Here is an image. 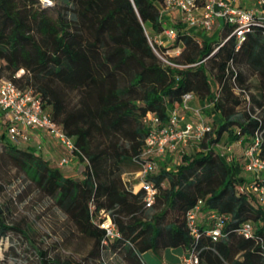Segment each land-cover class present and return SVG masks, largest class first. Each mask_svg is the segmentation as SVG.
Instances as JSON below:
<instances>
[{
	"label": "trees",
	"instance_id": "obj_1",
	"mask_svg": "<svg viewBox=\"0 0 264 264\" xmlns=\"http://www.w3.org/2000/svg\"><path fill=\"white\" fill-rule=\"evenodd\" d=\"M39 1L0 0V77L6 71L17 87L40 95L51 119L73 138L84 178L64 176L11 141L1 143L0 167H12L40 196L53 200L92 241L96 257L149 264L144 252L181 247L185 255L197 256V264H264V208L237 191L250 179L237 178L243 160L228 164L215 150L224 135L244 148L259 134L257 152L264 158L262 28L252 24L239 45L230 36L234 26L225 23L218 40L178 31L174 46H181L180 52L169 57L168 47L153 42L163 29L158 7L163 0H56L50 7ZM155 50L175 65L163 62ZM251 76L254 93L248 88ZM186 93L207 101L200 108L213 112L207 121L211 130L190 144L194 152L176 150L181 153L174 167L158 165L146 175L156 189L146 207L145 191H135L122 175L138 171L137 161L144 160V119L153 114L166 124ZM198 201L193 233L186 216ZM10 212L0 203V241L10 233L28 237L20 225L8 224ZM106 215L118 237L108 238L100 227ZM218 217L222 234L214 240L207 232ZM245 222L253 226L249 237L239 232ZM38 254V264H84L51 258L47 251ZM0 264H6L1 256Z\"/></svg>",
	"mask_w": 264,
	"mask_h": 264
},
{
	"label": "built area",
	"instance_id": "obj_2",
	"mask_svg": "<svg viewBox=\"0 0 264 264\" xmlns=\"http://www.w3.org/2000/svg\"><path fill=\"white\" fill-rule=\"evenodd\" d=\"M42 2L50 4V1L47 0H42ZM158 5L161 13L165 10L178 9L182 15L181 19L186 25L197 27L206 33H210L214 29L218 20L232 25L234 27L230 36L236 37L238 45L244 41L245 33L250 30L252 24L259 25L262 28V34H264V0H255V6L252 8L237 6L226 0H163ZM198 9H201L200 13L196 12ZM177 34L178 31L172 27H163L161 33L153 37V42L162 45V39L159 37L164 36L169 40H174ZM148 40L152 44L149 37ZM156 53L163 62L175 65L157 51ZM19 75L20 73H16L15 77ZM192 99V94L186 93L181 104L169 111L166 124H161L159 118L153 114L144 119L148 133L140 155L144 160L137 161L141 165L137 173L140 178L139 188L145 191L146 207L153 203L156 189L150 181L145 180V177L157 171L156 160L181 147L198 144L211 130V125L203 119L201 108L191 104ZM188 114L195 118L189 120ZM0 124L6 125L7 135L5 136L9 141H27L29 133L45 130L57 138L74 157H77L73 138L67 136L63 129L51 119L49 111L43 107L40 95L30 87L21 89L11 79L3 77H0ZM260 142L261 135L256 134L253 141L244 147L242 169L250 173L251 177L248 182L239 184L236 188L239 193L249 194L256 206L264 208V158H261L257 152ZM228 159L229 161L233 160L232 157ZM67 163L66 159L59 162L61 165ZM201 205L202 202L198 201L187 212V222L193 233L197 231L196 221ZM210 217H214V215ZM107 218L101 222L100 227L105 229L108 238L118 237L119 233L115 226L110 218ZM221 227L222 221L218 217L214 222L213 229L209 230L207 234L216 240L222 234ZM239 232L244 237H249L253 233V226L249 222H245ZM197 261V256L194 253L182 258V264H197Z\"/></svg>",
	"mask_w": 264,
	"mask_h": 264
},
{
	"label": "rangeland",
	"instance_id": "obj_3",
	"mask_svg": "<svg viewBox=\"0 0 264 264\" xmlns=\"http://www.w3.org/2000/svg\"><path fill=\"white\" fill-rule=\"evenodd\" d=\"M47 1H50V4H44L42 0L39 2L42 7H50L56 3V0ZM249 3L251 4L249 6L254 7L253 1ZM214 31L215 28L208 34L211 40L215 39ZM159 38L162 39L161 46L168 47L165 52L167 56L173 57L179 54L181 46H174V40H169L164 36ZM18 73L20 75L23 74V70H20ZM6 74L7 72L3 71L1 76L7 78ZM248 85V88L254 93L256 91L255 77H249ZM191 102L196 107H200L201 105L194 98ZM202 116L205 121L211 120L213 112L208 108L204 109ZM187 118L192 120L195 117L188 114ZM2 134L7 135V127L5 124H0V137ZM28 136L29 139L27 141L11 142L20 149L29 150L48 160L50 165L57 167L64 176L76 180L84 178V163L78 157H74L57 138H54L45 130H42L41 134L29 133ZM8 141L6 136H4V140L0 138V150L3 147L1 143H8ZM243 149L239 141H228L226 135L215 146V150L228 164L235 160L241 162L243 160ZM182 151L192 153L195 151V147L194 145H188ZM180 153L181 151L169 152L164 157L158 158L157 160L159 161L157 163L158 165L174 167L180 161ZM229 157H232L233 160L229 161ZM62 159H66L68 163L64 165L59 164ZM138 177V173L134 168L127 170L122 175V178L128 185L129 183L136 182ZM250 177V173L241 169V173L237 178L248 180ZM0 185L2 186L0 203L6 210L11 211L7 215V219L10 222L8 224L20 225L28 234V237H24L21 234L10 233L9 237L0 241V256L6 264H38V253L41 251H47L51 258H70L77 263L123 264L119 259L109 254H103L100 257L92 255V241L82 236L74 228L64 213L54 206L53 200L40 196L33 186L29 187L24 176L16 172L12 167H0ZM103 216L104 214H101V217ZM107 219L106 215L105 220ZM21 221L24 223H11ZM93 221L99 223L97 218H94ZM27 226L30 227V230L26 229ZM147 257H152L157 264H163L161 256L155 255L151 251L146 255ZM183 257H181L180 264H182Z\"/></svg>",
	"mask_w": 264,
	"mask_h": 264
},
{
	"label": "crops",
	"instance_id": "obj_4",
	"mask_svg": "<svg viewBox=\"0 0 264 264\" xmlns=\"http://www.w3.org/2000/svg\"><path fill=\"white\" fill-rule=\"evenodd\" d=\"M226 1L232 2L234 5H237V6H243V7H248V8H252L251 6H249V5H251L249 2L253 1V4L255 6V0H226ZM158 7H159V5H158ZM196 12L200 13L201 9H198ZM181 16L182 15L178 9L165 10L164 13L163 12L161 13L162 27H172L173 29H175L177 31L190 33V34L194 35L195 38L198 40H200L201 38H208L209 33L203 32L202 30H200L197 27H190V26L186 25L182 21ZM223 24H224V22L222 20H218L215 23V26H214V28H215V31H214L215 39H218L220 37ZM199 30H200V32H199ZM198 102L201 104L200 106H204V105L206 106L207 105V101H204V102L198 101ZM191 104H192V102H191ZM33 132L41 134V131L36 130ZM139 180H140V178L138 177V180L136 182L132 183L134 185L135 191H137L139 189ZM148 252L149 251H146L142 254L145 261L148 262L149 264H157L156 261L152 257L146 258V255L148 254ZM154 254L161 256V260H162L163 264H180L181 257L185 255V251L181 247L164 248V249H161L157 253H154Z\"/></svg>",
	"mask_w": 264,
	"mask_h": 264
}]
</instances>
